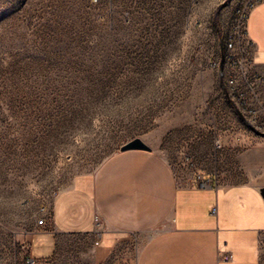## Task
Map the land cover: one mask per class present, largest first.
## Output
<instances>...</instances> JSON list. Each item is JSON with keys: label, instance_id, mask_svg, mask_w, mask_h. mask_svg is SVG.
Listing matches in <instances>:
<instances>
[{"label": "rangeland", "instance_id": "374dc122", "mask_svg": "<svg viewBox=\"0 0 264 264\" xmlns=\"http://www.w3.org/2000/svg\"><path fill=\"white\" fill-rule=\"evenodd\" d=\"M250 2L0 0V264H134L118 250L100 261L98 244L108 230L134 255L147 232L109 231L98 213L92 232L60 235L54 256L31 245L55 198L135 138L183 185L264 179V131L245 124L249 145L231 142L239 116L220 65L222 38ZM259 15L247 30L263 63Z\"/></svg>", "mask_w": 264, "mask_h": 264}, {"label": "crops", "instance_id": "0c3cea01", "mask_svg": "<svg viewBox=\"0 0 264 264\" xmlns=\"http://www.w3.org/2000/svg\"><path fill=\"white\" fill-rule=\"evenodd\" d=\"M256 12L261 14L256 23L264 25V1L251 10L248 19ZM251 41L256 57L260 46ZM256 65L264 71V62ZM232 117V144L239 142L233 141L234 136L246 135L239 145L248 146L252 132L245 127L247 120ZM263 186L264 179L183 185L154 150H120L104 161L95 176L78 177L55 198L57 235L37 233L32 253L37 258L54 256L60 235L92 232L93 215L98 213L109 231L147 232L139 253L133 255V241L110 237L106 230L107 237L98 244L100 261L118 250L120 259L133 256L134 264H263ZM226 252L232 254L231 259H224Z\"/></svg>", "mask_w": 264, "mask_h": 264}, {"label": "built area", "instance_id": "2783aa9c", "mask_svg": "<svg viewBox=\"0 0 264 264\" xmlns=\"http://www.w3.org/2000/svg\"><path fill=\"white\" fill-rule=\"evenodd\" d=\"M263 1L251 0L249 6L239 12L236 18L237 31L230 33V39L222 38L220 65L227 68L226 86L238 115L254 128L264 131V71L259 70L256 65L255 51L252 49L254 45L247 30V20L251 10ZM246 42L250 46L248 50L244 47ZM207 183L201 182L202 185ZM55 232L57 227L52 210L38 220L36 233ZM262 250L264 251V242ZM231 258V253L224 254L225 260Z\"/></svg>", "mask_w": 264, "mask_h": 264}, {"label": "water", "instance_id": "95a60500", "mask_svg": "<svg viewBox=\"0 0 264 264\" xmlns=\"http://www.w3.org/2000/svg\"><path fill=\"white\" fill-rule=\"evenodd\" d=\"M133 149L151 150V147L140 138H135L121 147V151H127ZM260 192L261 195L264 197V186L260 189Z\"/></svg>", "mask_w": 264, "mask_h": 264}, {"label": "trees", "instance_id": "16d2710c", "mask_svg": "<svg viewBox=\"0 0 264 264\" xmlns=\"http://www.w3.org/2000/svg\"><path fill=\"white\" fill-rule=\"evenodd\" d=\"M213 22H214V26L217 29L218 33L220 35H223V29H222V25H221L219 17H218V13H215L214 18H213Z\"/></svg>", "mask_w": 264, "mask_h": 264}, {"label": "bare ground", "instance_id": "6f19581e", "mask_svg": "<svg viewBox=\"0 0 264 264\" xmlns=\"http://www.w3.org/2000/svg\"><path fill=\"white\" fill-rule=\"evenodd\" d=\"M227 39H230V36H229V38H227ZM208 184V183H207Z\"/></svg>", "mask_w": 264, "mask_h": 264}]
</instances>
